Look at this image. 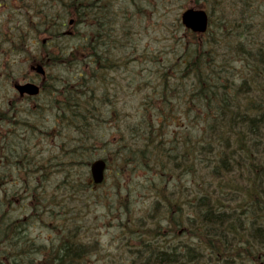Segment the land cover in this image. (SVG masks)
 Instances as JSON below:
<instances>
[{"label": "trees", "instance_id": "trees-1", "mask_svg": "<svg viewBox=\"0 0 264 264\" xmlns=\"http://www.w3.org/2000/svg\"><path fill=\"white\" fill-rule=\"evenodd\" d=\"M66 1L30 0L29 33L47 40L43 57L35 56L60 71L48 70L44 106L14 122L10 144L21 187L13 204L28 203L19 220L0 209V264H92L98 232L113 222L125 260L109 254L104 264H216L236 253L247 263L264 254L255 248L264 245L263 2L230 0L218 20L211 15L205 34L186 30L184 43L159 28L169 44L174 40L170 53L134 42L146 16L140 5L150 0H121L94 19L83 2ZM69 16L85 33L63 46ZM172 22L175 33L184 29L177 15ZM134 62L150 64L140 76ZM43 107L55 111L60 132L41 120ZM52 133L62 139L60 151L41 156L31 135ZM99 150L109 172L96 186L89 165ZM51 167L60 176L52 193ZM139 197L147 201L142 211L134 203ZM97 206L108 224L98 225ZM34 222L54 228L50 243L21 235Z\"/></svg>", "mask_w": 264, "mask_h": 264}, {"label": "rangeland", "instance_id": "rangeland-1", "mask_svg": "<svg viewBox=\"0 0 264 264\" xmlns=\"http://www.w3.org/2000/svg\"><path fill=\"white\" fill-rule=\"evenodd\" d=\"M218 3L216 4L217 9H215L213 11V16L212 18L215 20H218L221 15L222 12L220 11V9H222V5H225L227 8H230L228 2H230V0H217ZM30 2V1H29ZM172 2V0H150L149 2H143L142 5H140L141 9L140 11L143 13H146L145 17H141L139 18V23L136 25L135 28H137V31L139 32L137 35V39L134 41L136 44L139 45V47L141 49L143 48H147L149 50L152 49H158V50H165L167 52L170 53L173 50V52L176 50L175 49V44H174V40L169 42L167 41V39H165L164 37H162L159 32H157L156 30H158L159 28L161 29H166L165 27L161 26V24L166 25V23L170 22V35L169 37L171 38L172 36L179 35L180 37H182L181 42L184 43V41H187V36L185 35V31L186 29H182L181 31L175 33L174 30V26H173V19L175 18V16L177 15L180 19L181 22V14L184 11L185 8L189 7L190 5L193 6H207L205 0H186V2H182L180 4H176V5H171L170 3ZM263 2V7H264V0H260V3ZM31 4V3H30ZM180 5V10H178V6ZM9 8L7 9V11H5L4 13H2V9H0V31H13V33L15 35L16 31L15 29L18 28L19 30L23 31L25 30V25L27 26L29 24L28 21V15H31L30 11L27 12L25 8L22 9V0H13L11 7L8 6ZM122 7H126V5H122ZM20 8V10H19ZM30 8V6H29ZM18 10V11H15ZM170 11V13H167L170 15H166L165 18L166 19H160V16L162 14H164V11ZM234 14L238 13L239 10L237 7H235L233 9ZM70 18L66 17L65 18V24H64V29L63 32H65V30H68V20ZM163 30V31H164ZM174 32V33H173ZM85 31H82V34H84ZM81 34V33H80ZM175 35V36H176ZM19 37L21 38H26V35L23 33H19L18 34ZM29 38V49H30V53H32V56H35L37 53H42L41 52V39L44 38L43 35H37V36H32L30 33L28 35ZM178 39V38H177ZM79 40V39H78ZM78 40L72 37H63L61 38V41L63 42V46H73L75 43H78ZM23 43V41H22ZM52 45V44H51ZM51 46L48 47V49H50ZM173 48V49H172ZM18 50L20 52V55L23 57V50L21 48V46L18 47ZM46 54V53H44ZM69 56V55H68ZM43 57V56H40ZM171 55H167L162 59V63L164 65L166 64H170V60H171ZM21 59V58H20ZM70 61V60H69ZM65 62H67V60H64L61 62V66L62 67H68V64H64ZM150 63H141V62H134L131 64V66L136 67V72L141 76L143 74V70H146L148 68V65ZM14 71H17L18 67H13ZM30 72L31 70L28 69ZM51 70V74L54 75L56 73V71H60L58 70V68H51L48 69ZM53 70V71H52ZM126 76V74H123L119 77H117V81H119L120 77H124ZM40 81V80H39ZM61 87V86H60ZM141 95V94H140ZM118 97H120V94H118ZM142 99V95L141 97L139 96V94L136 96V98L134 100L131 101V104L135 105L139 102V100ZM48 101V96L46 94H42L41 99L38 101L42 104H44L45 102ZM31 109H36L33 108V106L30 107ZM131 107L128 106L127 109H130ZM28 107L26 108V110H20V116H19V111L16 109V112L18 114V118H21L23 115H26L29 110H27ZM54 113L55 111L53 109H45V107H43V111L40 112V116H41V120L46 118L45 123L51 127H49L50 130L54 131L56 133L60 132L59 126L58 124L55 122L54 120ZM26 118V117H25ZM40 125V124H39ZM46 125V127H48ZM104 129V128H103ZM100 130V134H104L107 135L109 134V130ZM38 132L37 130L34 131V133ZM33 133V134H34ZM112 135V134H111ZM31 139L32 142L36 143V151H38L39 153H41V156H47L48 155H54V153L60 151V146H61V142L62 139L60 136L57 137L56 134L52 133L51 136L48 137V139H46V135L41 134V135H31ZM105 157V154L99 150L97 156L94 158H102ZM57 161H60V158L57 159ZM51 162L53 163V161L51 160ZM54 172H58L57 170H55L53 167L50 168V176L47 177L48 181L46 179V184L49 185V192L52 193L53 189H51L53 187V184L56 182V180L60 179V176L55 175ZM141 177V176H140ZM132 180V178L130 179ZM15 189L16 188H20L21 187V182L18 179V177H16L15 179ZM46 186V185H45ZM42 194H44V189H42ZM136 194H140V193H136ZM41 202H43L44 198L39 199ZM26 201V200H25ZM18 202L16 204H13V210L11 211V216H13V218H24L26 215V211L23 209L26 208V204L27 201L25 202ZM151 202H154V200H150ZM134 203H136L138 205V207L136 208L137 211H142L143 208L145 207V205H147V201L144 198H138L134 200ZM32 205V204H31ZM1 208V207H0ZM94 215L96 216V219L98 220V225L99 226H103L104 223L108 224V221L105 220L104 215H103V210L101 206H97L95 208V213ZM54 228H50L47 226H42V224H40L39 222H34L32 225L30 224L28 231L30 230V237L32 239V241L39 245L41 243H44L47 241H49L50 243V237L53 238V230ZM117 229V222H113L112 225H108L106 228L102 227L100 229V231L98 232V241H99V245H97L98 247L97 250H94L90 253L89 259L90 262L94 261V263L92 264H96V263H103L104 264V260L107 258V255L109 254H114L118 257V260H125V257L123 255H120L121 253H118L120 251L119 248V243L117 241V235H116V230ZM116 235V236H115ZM51 238V239H52ZM236 240H239V238H237ZM264 246V245H263ZM263 246H258L255 248H258L260 251L264 252V247ZM100 249L103 252V256H100ZM237 251V250H236ZM108 259V258H107ZM96 260V261H95ZM119 264H125L124 261H121ZM212 264V263H211ZM216 264H244L243 263V259L241 256H239L236 253V256L234 255L232 257V261H219Z\"/></svg>", "mask_w": 264, "mask_h": 264}, {"label": "flooded vegetation", "instance_id": "flooded-vegetation-1", "mask_svg": "<svg viewBox=\"0 0 264 264\" xmlns=\"http://www.w3.org/2000/svg\"><path fill=\"white\" fill-rule=\"evenodd\" d=\"M12 1L13 0H0V9H2V13L7 11L9 8L8 6L12 8ZM29 1L30 0H22V9L25 8L27 12H29ZM15 11L18 10L15 9ZM22 32L26 35V38H23V43L21 37L18 36V34ZM19 33L16 35V44L15 34L12 29L11 31H0V207L5 208L7 211H12L13 194L15 191V174L18 173L15 171V153L13 151V146L10 144L12 140V131L14 130V122H24L25 119L29 118L28 112L21 118L15 119V117H18V114L15 113V109L19 111L20 116V110H26L27 107V110H29L31 106H33V108L44 106V104L38 102L42 95H22L15 89L17 83L35 82L41 85L38 75H32L28 70L31 66L28 44L29 30L28 32L19 30ZM19 46H21L23 50V57L18 50ZM14 66L18 67L17 71H14ZM17 177L18 179L20 178L18 175ZM262 258H264V256H258V259ZM247 264L255 263L248 262ZM258 264H264V262H259Z\"/></svg>", "mask_w": 264, "mask_h": 264}, {"label": "water", "instance_id": "water-1", "mask_svg": "<svg viewBox=\"0 0 264 264\" xmlns=\"http://www.w3.org/2000/svg\"><path fill=\"white\" fill-rule=\"evenodd\" d=\"M181 20L187 29L195 33H204L207 31L209 17L207 13L201 9L189 8L185 10L181 15ZM70 23L73 24V20ZM32 69L43 76L45 75V69L42 65L33 66ZM16 88L21 94L38 95L40 92L39 86L32 82L21 85L18 84ZM106 168V161L102 159L96 160L91 164L90 170L96 184H101L103 182Z\"/></svg>", "mask_w": 264, "mask_h": 264}, {"label": "bare ground", "instance_id": "bare-ground-1", "mask_svg": "<svg viewBox=\"0 0 264 264\" xmlns=\"http://www.w3.org/2000/svg\"><path fill=\"white\" fill-rule=\"evenodd\" d=\"M120 1L121 0H102V1H98V0L97 1L96 0H73V3H81V2H83L85 5H87L89 7L90 11H91L89 14H87V18L94 19L95 18L94 16L96 14L99 15V13L101 11H102V13H101L102 15L106 12L105 7H108V6H116V5H118L120 3ZM182 2H186V0H182ZM205 2L207 4V6H200V7L197 6L196 7V6L190 5L189 7L185 8L184 11L187 10V9H189V8H196V9H201L202 11L206 12L207 15H208V17H209V20H208V28H207V30H208L209 27H210V24H211V15H213V11L216 9L215 7H216V4L217 3L216 2L214 3L213 0H205ZM66 10H68V7L67 6H65V7L63 6L62 11H66ZM167 13H170V11L169 10L167 12L164 11V14H162L160 16V19H166L165 16L166 15H169ZM169 17H170V15H169ZM69 18L70 19L68 20V27H67L68 30H65V34H66L67 37H72L74 39L76 38L78 40L80 38V36H82V31H84L85 26H82L79 23H77L75 25L76 18L73 17V16H69ZM72 20H73V24L70 23ZM74 25H75V28L77 30H73ZM161 26H163V27L166 28L163 32L170 34V22L166 23V25L161 24ZM89 37H94V36L92 34H89ZM152 50L153 51H156L158 49L156 48V49H152ZM139 96L141 97L140 94H139ZM54 120L58 124V122L56 120V114H54ZM13 198H15L14 197V194H13ZM92 203L96 204L97 202L95 200H93ZM0 209L4 210L5 208H0ZM12 219H17V218H12ZM19 219H21V218H18L17 220H19ZM24 234H25V237L28 240L31 239V237H30V235H31L30 230L27 231L26 233L21 234V235H24ZM43 252H45V250ZM41 258H42L41 255H38L37 256V259H41Z\"/></svg>", "mask_w": 264, "mask_h": 264}]
</instances>
